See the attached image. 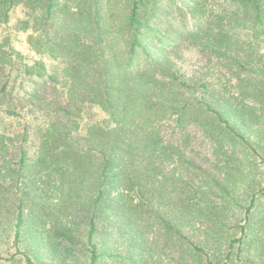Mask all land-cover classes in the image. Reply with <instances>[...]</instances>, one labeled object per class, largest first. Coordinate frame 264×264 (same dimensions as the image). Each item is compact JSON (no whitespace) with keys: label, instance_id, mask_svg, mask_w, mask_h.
I'll return each instance as SVG.
<instances>
[{"label":"trees","instance_id":"16d2710c","mask_svg":"<svg viewBox=\"0 0 264 264\" xmlns=\"http://www.w3.org/2000/svg\"><path fill=\"white\" fill-rule=\"evenodd\" d=\"M216 4L0 0L39 56L0 49V90L18 64L42 119L0 131V264H264V0ZM92 106L107 118L80 132Z\"/></svg>","mask_w":264,"mask_h":264},{"label":"rangeland","instance_id":"374dc122","mask_svg":"<svg viewBox=\"0 0 264 264\" xmlns=\"http://www.w3.org/2000/svg\"><path fill=\"white\" fill-rule=\"evenodd\" d=\"M217 3L214 8L215 11H219V1L213 0ZM10 20L7 23L0 22V49L2 51H14L18 52L21 59L30 63L33 59L39 58L32 50L29 49L26 43V33L19 31L15 28L14 24L17 19L22 17L20 8L16 7L10 14ZM204 27L206 25L203 24ZM3 56V53H0ZM207 55L199 52L197 47L192 45L189 42L183 43L180 52L178 53L177 63L179 67L195 76H202L203 72L206 71L208 62ZM45 61L48 71H51L52 67L56 64V61L48 59L46 56H41ZM7 69V68H6ZM213 69L214 77H223L220 72ZM19 71L18 64L14 66L13 74L11 79L13 80L14 88L7 93H3L0 90V131L6 133H21L25 127L31 126L32 129H35L36 125L42 123V119L37 118V113L34 110V107L30 105L28 101L29 93L31 89L35 86L32 81L25 79L23 81V86H19L20 78L16 76ZM212 71V70H211ZM220 73V74H219ZM15 77V78H14ZM212 79V78H211ZM210 79V80H211ZM38 80V79H36ZM1 81V76H0ZM44 95L50 98L54 96L61 97L62 90L58 85L47 86L44 91ZM7 109H13L16 111V114H8ZM106 117V114L99 109L98 107L92 106L89 108H84L79 117V131L84 132L85 128L90 123L102 122ZM29 137V148L30 153H33V144L35 143V136L32 134ZM194 142V151L191 152L196 162L204 164V161L201 160V155L204 152L201 132L193 130L192 132Z\"/></svg>","mask_w":264,"mask_h":264}]
</instances>
